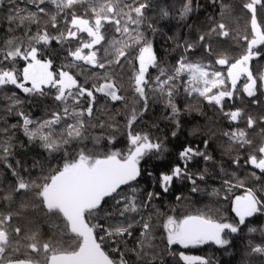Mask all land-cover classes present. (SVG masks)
I'll return each instance as SVG.
<instances>
[{
    "label": "snow or ice",
    "instance_id": "6c2138e0",
    "mask_svg": "<svg viewBox=\"0 0 264 264\" xmlns=\"http://www.w3.org/2000/svg\"><path fill=\"white\" fill-rule=\"evenodd\" d=\"M23 2L26 5H32L35 11L21 9L17 0H0V7L8 3L12 5L14 13L24 11L28 13L26 16L9 15L7 20L10 25L13 21L16 22V27L36 23L37 14L48 15V6L54 4L57 14L64 13L61 22L66 26V30L57 28L59 34L55 36H51L46 30L38 29L35 35L29 37V43L23 50L21 48L23 41L17 43L11 39L6 41L8 50L0 49V52H3L0 56V93H2L0 98L9 101L5 110L7 114L22 118L20 126L30 141L39 140L41 147L48 152L63 151L67 157L68 148L66 146L73 141L82 142L86 138L83 135L87 132L85 117L93 118L97 94L110 98L113 102L124 99L118 94L117 86L112 81L109 70L113 64L120 65L122 58L129 59L127 49L130 47H138V54L135 56L138 68L133 80L134 92L141 108L137 110L133 107L129 113L125 125L127 145L124 150H113L100 156L80 148L75 158L63 163L51 174L43 176L39 182L30 177L25 179L21 175L18 167L20 161H15L17 167L9 162L8 157L12 155L13 147L11 137L0 139V164H4L15 178L16 184L13 191L22 196L27 192H33L39 201L40 210L46 216L61 218L64 228L74 234V240L78 241L74 248L69 245L71 250H67L62 246L58 235L54 240H42L38 239L37 230L24 237L29 241L25 246L28 252L24 258H21L16 255L19 246L12 243V240L19 238L21 233L20 227H13V221L17 218L16 214L0 212V264H128L119 247L115 249L120 254L119 261L116 262L103 250L102 244L111 241L113 237H119L112 242L127 248L126 237H131L134 225H139L141 251H136V255L137 257L146 256L147 253L142 249L145 245L151 246L153 226L150 222L151 216L149 215L146 219L141 213L150 209L154 201L163 194L168 193L176 180L190 181L191 191L193 193L199 191L197 180L205 179L207 169L203 173H194L188 165L194 157H202L205 161L212 159L206 152L199 151L192 146L183 147L179 152L181 163L172 166L170 172H162L155 176V186L158 190L146 191L142 198H138L137 188L132 187L129 192H125L122 186L131 185L142 175L141 162L145 160V157L150 154L159 156L166 151V148L159 137L151 138L148 133L136 131L133 125L142 117L143 112L148 110L149 100L162 99L166 107L171 109V115L166 118L175 122L178 131L180 128L178 117L181 110L175 103V97L179 94V77L186 72L189 76L185 89L187 93H198L209 104L214 103L219 106V110L229 121L239 123L243 120L247 129L255 130L258 125L257 119L239 107L225 111L224 100L225 98L232 100L242 91L248 98H251V104L264 103L261 100V96H264V72L253 76L250 70L251 61L264 55V49L257 50L264 45V28H261L258 21V10L264 11V0H243L241 3L240 7L250 13L251 37L242 36V40L247 41V44L238 57L231 60L224 55L215 57L214 64L227 66L226 70L209 71L207 69L211 67L210 65L205 66L188 61L186 54L194 50L197 44L202 45L209 55H213L206 35L201 34L195 42L185 40L183 45L177 43V47H182L185 54L181 55L173 70L165 72L164 69H160L155 78L147 77L149 68L158 66L153 44L139 32L141 23L146 19L145 11L151 7L150 0H130L126 4L121 0H23ZM210 3L219 4L221 17L226 12H231L230 6L222 0H210ZM77 5L82 6L79 15L75 10ZM194 7H199L195 0H184L179 9V19L184 20L193 12ZM168 15L169 12L162 7L161 18H166ZM117 17H124L126 20L122 24L121 19ZM56 19V15H51L53 28L57 27ZM105 24L112 25L117 33L127 34L128 39L113 40L108 47L103 48V54L98 56L101 52L98 46L105 41L102 33ZM148 27L153 32L157 30L154 25L149 24ZM9 31H12L11 27ZM81 33H86L88 39L80 36ZM212 33L220 38H230L228 28L221 22H215V26L207 35L210 36ZM52 41L59 43L62 48L68 41H76L78 46L74 49L65 48L64 51L74 61L83 62L93 68L104 69L102 77L99 73L95 74L104 82H93L90 87H85L70 71L66 70L75 67L74 63L64 65L59 72L51 71L53 59L44 57ZM85 50L88 51L85 52ZM52 55L55 53L53 52ZM106 57H114V59H105ZM17 58L26 62L22 70L15 67ZM242 77L244 83L238 90L237 85ZM29 83L30 86H26ZM8 85L15 86L30 97L51 96L54 101L58 102L59 110L53 111L47 119L34 121L29 114L19 110L18 106L22 101L16 93L8 95L3 92ZM213 89L217 91L213 93ZM210 93L213 94L210 95ZM82 102L87 104L86 108H81ZM68 120L72 122L68 123ZM0 121L5 122L4 127L0 128V137H4L9 128L17 127V125H7L6 115L0 116ZM58 125L61 126L59 130ZM176 134V131L172 132L173 137ZM261 134L264 135V128L261 129ZM224 135L242 148L252 144L244 129L237 128L233 132H225ZM107 139L111 144L115 142L116 136L111 135ZM204 145L207 148L208 142L205 141ZM233 163L239 166V158L234 159ZM244 163L264 174V144L258 146L254 154L250 153ZM147 174L153 175L152 173ZM252 175L255 177L256 173L253 172ZM223 183L229 189L232 187L229 179H224ZM108 198L112 199V205L106 208ZM4 199H11V195L5 196ZM180 199L181 197L177 196V200ZM233 211L239 217L235 223L216 222L205 215H187L179 220L168 216L163 224L167 245L179 244L187 248L206 244L209 241L221 247L228 245L230 241L222 238V234L226 230L229 234L238 233L240 226L245 225L246 218L256 214L264 215V201H261L249 188L245 195L235 198ZM131 213H136L140 218L131 219L129 215ZM59 231V226H57L58 234ZM257 231L264 236V226L259 229L248 228L249 233ZM247 255L264 258V242L254 244L249 240ZM33 256L39 259H33ZM179 257L186 264H209L204 258L190 257L182 252L179 253ZM150 259L153 264H157L158 255H153Z\"/></svg>",
    "mask_w": 264,
    "mask_h": 264
},
{
    "label": "trees",
    "instance_id": "16d2710c",
    "mask_svg": "<svg viewBox=\"0 0 264 264\" xmlns=\"http://www.w3.org/2000/svg\"><path fill=\"white\" fill-rule=\"evenodd\" d=\"M122 3H129L130 0H121ZM151 7L145 11L146 19L141 23L139 32L152 42L153 50L156 56L157 67H150L147 77L155 78L160 69L165 72L173 70L177 65L178 59L184 55L182 47H177V43L183 45L185 40L195 42L199 35L205 34L206 40L213 50V55H209L202 45L197 44L195 49L188 52L187 59L192 63H199L208 67L207 70H226L227 66H218L214 64L215 57L224 55L230 60L238 57L244 50L247 41L242 40L243 35L251 37V17L250 13L243 10L240 5L243 0H222L223 3L228 4L231 8L230 13H225L221 17V9L219 4L213 5L210 0H195L199 5L194 7L184 20L179 19V9L184 3V0H150ZM21 9H28L35 11L32 5H26L23 0H17ZM178 3V4H177ZM177 4V5H176ZM81 5L75 6L77 14H81ZM166 8L169 12L168 17L161 18V8ZM72 11V10H65ZM127 11V9H125ZM48 15L38 13L36 16V23H30L26 26L16 27V22L13 21L10 25L7 17L9 15H27V11L14 13L12 5L5 3L0 7V49L8 50L6 48L7 40H14L17 43L23 41L21 45L22 50L27 47L29 37L35 35L37 30H46L51 36L58 35L57 28L66 30V26L61 22L64 13L57 14L54 4L48 6ZM51 15H56V28L52 27ZM121 19L122 24L126 20L124 17H117ZM258 21L261 28H264V11L258 10ZM215 22H221L226 25L230 32V38L224 39L212 33L207 34L211 28L215 26ZM154 25L157 29L152 31L148 25ZM12 31H9V29ZM105 36V41L102 43L101 52L98 56L103 54V48L108 47L113 40L128 39L127 34L117 33L112 25L105 24L102 29ZM84 39H88L86 33L79 34ZM34 43V41H33ZM40 47V45H36ZM78 46L76 41H68L62 48L59 43L52 41L45 53V59H53V66L50 69L53 72H59L64 65L74 63L76 66L67 68L76 79L84 84L85 87H90L93 82L103 83L104 80L97 77L95 74L99 73L103 76L105 70L93 68L83 62L74 61L72 57L67 55L65 48ZM264 49L261 45L259 49ZM88 50H85L87 52ZM129 59H121L120 65L113 64L110 66L109 75L112 81L116 84L118 94L122 95V101H111L110 98H105L101 94H97V102L93 110V118H87L86 128L87 132L83 135L86 137L82 142L73 141L68 148V156L65 157L63 151L48 152L41 147L39 140L30 141L28 136L24 134L23 128L20 126L22 118L7 114L6 109L9 101L0 98V116L6 115L7 125H17L16 128H9V131L4 137L6 139L11 137L12 155L8 157L9 162L20 161L18 166L21 170V175L28 179L29 177L37 182L48 174H51L54 169L61 167L63 163L76 157L80 148H84L86 152L94 155H100L113 151L124 150L127 145L126 139V121L130 111L135 107L140 110L141 104L134 92L133 77L138 68V61L135 56L138 54V47H130ZM55 55H52V53ZM3 52H0V56ZM113 58L114 57H106ZM26 66V62L17 58L15 67L22 70ZM250 70L253 76L264 72V55L259 58H254L251 61ZM189 80L188 74L182 73L179 77V94L175 97V103L180 108V128L177 131L175 122L167 119L171 115V109L166 107L162 99L149 100V108L143 112L142 117L137 120L133 128L141 133H148L151 138L159 137L166 148L161 155L150 154L141 162L142 175L138 177L137 181L131 185L122 186L125 192H129L132 187L137 188L138 198H142L146 191L158 190L155 186V176L162 172H170L172 166L180 164L179 152L185 146H192L199 151L206 152L212 157L211 160L205 161L202 157H194L192 162L188 165L190 170L194 173H205L203 181L197 180L199 191L193 193L191 191L192 184L190 181L176 180L166 194H163L159 199L155 200L152 207L141 214L145 215L147 219L151 216L152 236L150 245H145L142 249L147 255L137 257L136 251H141L140 244L136 243V239H141L139 225H134V235L131 240L127 241V248L123 245L122 251L128 259V264H153L150 257L158 255L157 264H186L179 257V253H184L190 257H201L206 259L209 264H264V258L260 256H248V242L251 240L254 244L264 242V236L259 231L249 233V227L257 229L264 226V215L256 214L252 217L246 218L245 225L240 226V231L235 234L225 233L222 238L230 241L228 245L221 247L213 242H208L200 246H189L185 248L182 245H167L166 232L163 229V224L166 222L168 216L175 219H183L187 215H205L216 222L235 223L239 217L233 211V201L238 196L246 194L247 189L251 188L255 195L264 201V174L252 171L249 164L244 161L248 158L250 153H255V150L261 144H264V135L261 134V129L264 128V103L261 105H253L250 102L246 93L240 91V95L234 96L232 100L225 98V111L234 110L239 107L245 113L251 114L258 121L255 130L247 129L243 120L239 123L231 122L219 110V106L209 104L207 100L200 97L198 93L191 94L185 91ZM244 82L238 83V90ZM202 86V85H201ZM217 89H213L215 93ZM4 93L11 95L13 92L22 101L19 105V110L24 111L30 115L34 121L49 118L53 111L59 110L58 102L54 101L51 96L42 98L30 97L24 94L15 86L8 85L3 90ZM213 93H210L213 94ZM2 97V93H0ZM264 101V96H261ZM87 104L82 102L81 108H86ZM71 123V120L67 121ZM5 122L0 121V128L4 127ZM95 125V126H93ZM102 125V126H101ZM111 125V127H109ZM61 126H57L59 130ZM237 128L244 129L247 132V138L252 141L251 146L240 147L235 141H230L225 132H233ZM176 131V136H172V132ZM115 135L114 143H109L107 137ZM208 142L205 148L204 142ZM239 158L240 165L233 163L234 159ZM255 172L254 177L252 173ZM152 173L153 175H148ZM258 177V179H257ZM224 179L231 181L232 187L229 189L223 183ZM16 184L15 178L11 171L7 169L4 164H0V212L8 214L9 212L16 214V219L13 221V227H20V237L13 239L12 243L19 246V251L16 255L24 258L28 250L26 245L29 243L24 239L26 235H31L38 230V239L49 240L56 239L57 235L61 241L62 246L69 249L75 247L78 241L74 240V234L64 228L61 218L57 216H46L39 208V201L33 192H27L23 196L20 193L13 191ZM242 184V186H240ZM11 195V199L5 200L4 197ZM177 196L181 199L177 200ZM227 197V198H226ZM112 199L108 198L107 207H111ZM133 220H138L140 217L136 213L129 214ZM103 221H101L102 223ZM59 226V234L57 232ZM105 252L114 260L116 256L106 246H102ZM135 249V251H132ZM33 259H39L33 256Z\"/></svg>",
    "mask_w": 264,
    "mask_h": 264
},
{
    "label": "built area",
    "instance_id": "2783aa9c",
    "mask_svg": "<svg viewBox=\"0 0 264 264\" xmlns=\"http://www.w3.org/2000/svg\"><path fill=\"white\" fill-rule=\"evenodd\" d=\"M132 237V236H131ZM131 237H126V240L128 241V240H130L131 239ZM116 239H119V237H113L112 238V240L111 241H109V242H106L105 244H102V246L103 245H106L113 253H114V255L116 256V260H117V262L119 261V258H120V254L115 250L117 247H119L120 248V246L119 245H116L115 243H113L112 241H115ZM124 258L127 260V262H128V259H127V257H126V255L124 254ZM129 263V262H128Z\"/></svg>",
    "mask_w": 264,
    "mask_h": 264
},
{
    "label": "flooded vegetation",
    "instance_id": "af4514ba",
    "mask_svg": "<svg viewBox=\"0 0 264 264\" xmlns=\"http://www.w3.org/2000/svg\"><path fill=\"white\" fill-rule=\"evenodd\" d=\"M250 65H251V63H250ZM240 81L244 82V78L242 77ZM239 83H240V82H239ZM249 168H250L252 171H256V170H257V172H260L258 169H255V168H254L253 166H251V165H249ZM209 242H211V241H209ZM201 245H204V244H201ZM197 246H200V245H197Z\"/></svg>",
    "mask_w": 264,
    "mask_h": 264
},
{
    "label": "rangeland",
    "instance_id": "374dc122",
    "mask_svg": "<svg viewBox=\"0 0 264 264\" xmlns=\"http://www.w3.org/2000/svg\"><path fill=\"white\" fill-rule=\"evenodd\" d=\"M102 223H103V222H102ZM132 233H133V234H132V237H131V239H130L131 241H132L133 236H135L133 231H132ZM140 235H141V229H140ZM135 241H136V243L139 245V241H140V240H139V239H136ZM195 246H197V245H195ZM120 249H122V247H120ZM121 251H122V250H121ZM122 252H123V251H122ZM123 253H124V252H123Z\"/></svg>",
    "mask_w": 264,
    "mask_h": 264
},
{
    "label": "water",
    "instance_id": "95a60500",
    "mask_svg": "<svg viewBox=\"0 0 264 264\" xmlns=\"http://www.w3.org/2000/svg\"><path fill=\"white\" fill-rule=\"evenodd\" d=\"M26 86H30V83L29 84H27ZM103 248V247H102ZM104 250V249H103ZM105 251V250H104ZM110 257V256H109ZM111 258V257H110ZM112 259V258H111Z\"/></svg>",
    "mask_w": 264,
    "mask_h": 264
},
{
    "label": "bare ground",
    "instance_id": "6f19581e",
    "mask_svg": "<svg viewBox=\"0 0 264 264\" xmlns=\"http://www.w3.org/2000/svg\"><path fill=\"white\" fill-rule=\"evenodd\" d=\"M177 4H178V3H177ZM177 4H176V5H177Z\"/></svg>",
    "mask_w": 264,
    "mask_h": 264
}]
</instances>
